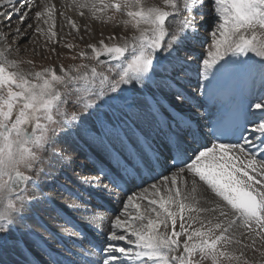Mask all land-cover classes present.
Returning <instances> with one entry per match:
<instances>
[{
  "label": "snow or ice",
  "instance_id": "1",
  "mask_svg": "<svg viewBox=\"0 0 264 264\" xmlns=\"http://www.w3.org/2000/svg\"><path fill=\"white\" fill-rule=\"evenodd\" d=\"M206 2L160 0V4L148 5L145 0H71L69 6L81 16L83 9L96 20L109 11L126 16L120 23L130 26L133 34L119 37L123 41L119 44L102 39L98 45H87L91 53L80 51L79 56L92 64L67 69L61 65L57 73L54 67L35 70L31 60L9 58L11 48L3 27L11 28L15 15L17 26L11 34L20 38L29 17L25 9L33 4L32 0H0V6L11 5L10 11H0V250L8 251L15 219L23 220L35 203L54 205L41 187L43 177L51 176L44 165L52 167L54 161L65 158L54 145L73 130L111 164L98 167L93 178H82L81 185L99 187L107 180L117 192L107 186L102 190L119 202V193H126L136 179L143 181L145 173L154 180L156 174L159 182L140 194L127 195L124 210L110 221L102 249L75 221L66 220L77 240L65 249L67 255H49L48 264H203L206 260L231 264L241 258L229 250V245L241 243L230 235L236 227L249 234L253 245L255 237L264 243V148L260 155L250 152L247 146L253 141L244 136V131H250L264 144V0H210L217 22L201 61L189 45L199 33L197 16L203 20L208 15ZM35 19L48 26L53 40L55 6L45 0ZM68 23L77 29L70 18ZM169 25H173L171 30ZM35 31L45 34L40 26ZM247 53L260 58L258 68L247 59H225ZM101 57L112 62L106 71L114 72V79L98 70L105 63ZM24 63L29 65L27 70L21 67ZM252 72L259 73L262 87L243 104L246 123L231 129L218 124L205 131L206 123L186 114V107H199L189 103L187 89L193 73L204 81L198 79L200 94L208 93L211 99L221 77ZM69 103L77 110L69 113ZM226 131L236 139L209 146V136L218 139ZM201 182L214 200L197 197ZM29 186L41 195L30 196ZM65 190L79 201L73 210L88 218L89 228L104 235L93 227L100 206L92 204L91 194L85 199ZM201 199L210 206H201ZM53 210L59 215L58 209ZM20 245L14 241L15 248ZM24 264L32 262L25 258Z\"/></svg>",
  "mask_w": 264,
  "mask_h": 264
},
{
  "label": "bare ground",
  "instance_id": "2",
  "mask_svg": "<svg viewBox=\"0 0 264 264\" xmlns=\"http://www.w3.org/2000/svg\"><path fill=\"white\" fill-rule=\"evenodd\" d=\"M152 1L154 4H156L160 0H152ZM47 2L55 6V13L61 10H64V8L66 7H70L72 11H74L76 20L80 21L81 23H84L85 21L84 19L86 16L85 11L82 10L84 15L82 16L79 15L78 12L75 10L74 6H69L71 4V0H47ZM13 3H15V0H13ZM32 4H33V7L31 9H27V8L25 9V11L29 12V17L25 23L26 26H23L21 28V32L23 33V35L20 38L16 37V39L21 40V39L27 38V36L29 35L28 32L30 30H28L27 22L34 15L35 11L38 9L39 2L38 0H32ZM205 7L208 11L209 6L205 4ZM10 9H11V5L0 6V11H6V10L10 11ZM65 16L67 17L68 15H65ZM125 17L124 15L121 14L116 24L118 26L119 25L122 26V23L120 22L127 19ZM211 17H212V14L208 11V15H206L203 20L206 21L207 19ZM15 18L16 16L13 15L12 22H11V28L7 26L3 27V32H5L6 35L9 33V36H12L11 29H15L17 26V19ZM3 19L7 21V17H4ZM62 21L64 23L63 19L57 18V22H59V24ZM201 21L202 20L199 19L198 17L197 23L200 24ZM55 25H56V20H55ZM95 28L97 27L95 26ZM123 33H124L123 31H118V35L120 37L123 35ZM125 34H129L128 30L125 31ZM0 47H2V44H0ZM15 47H17L16 44L14 48ZM189 47L192 48V55L194 57H198L200 55V52H201L200 49L198 50L192 47V44L189 45ZM253 56L254 58H252ZM235 57L236 56L229 55L225 59L234 60ZM246 59L249 62L250 60H254V67H257L259 65V60L255 56L254 53H247L245 55L239 56V60H246ZM195 67L196 65L194 64L193 68ZM252 74L253 72L240 74V75H234V76H230L227 78L221 77L216 82V87L212 90L211 99H210L208 93H205L204 95L200 94L198 90V79L201 80V82H204V81H202V78L197 77L193 73L192 79H191V87L187 89L191 97V100L189 103L191 105H199V107H193V108L186 107L185 109L186 114L188 116H191L198 123H201V124L206 123L208 125V128H206L205 131H208L209 127L213 123H215L216 121H218L219 119L223 117L224 111L229 107L230 103L235 102L237 105H240L243 108V104L246 102L247 98L252 93H255L257 95L260 93L261 87H262L261 80L260 78L254 77V81H253ZM211 78L212 77L210 73L209 79ZM247 128L250 129L251 124H247ZM249 132L250 131H246L244 136H250ZM153 135L155 134L153 133ZM256 136L257 138L255 139L251 138L253 143L248 145L247 148L250 152L260 155V149L264 148V144H261L259 141L258 135ZM61 141H63L64 143L62 150H63V155L65 157L64 158L65 169L69 170L70 167L72 169H76L75 164H77L76 166L78 167L77 169L79 170L80 169L82 170L84 167L88 168L87 164L85 166L83 164L86 161L82 162L81 159H83L84 157L88 158L89 155L92 156L93 158L92 161L94 163L91 169L92 168L97 169L100 166L110 167L104 164L100 159L101 157H98L93 150L89 149V147H86L87 145L86 146L82 145V140H80L75 135V131H73L72 134H70L67 137L63 136ZM207 142L210 146V144L215 141L213 140V138L209 136ZM225 142H228V141H225ZM157 143H159V140H157ZM58 162L59 161H54L53 164L54 163L56 164ZM53 168L52 170L54 172L55 169ZM172 171H176V169H172ZM62 174L66 175L73 183H76L77 187L79 188V192L71 191L72 193H77L78 195L82 196L85 199L89 197V193H90L91 197L96 200V202H94L95 200L94 201L91 200L93 205H98L101 207L103 206L106 209H110V210L111 209L116 210L120 208V204L119 202H117V198L115 196L110 197L112 199H116V202L114 204H111L109 200H107L109 195L105 191L102 190L105 187V183L101 184L99 187L93 186L92 188H87L85 185L80 184V180L82 179V177H79L77 174L75 175L72 173H68L67 171L66 173H62ZM164 174L168 175L169 173L165 172ZM153 176H155V180L153 178H149L147 173H145V178L143 181L140 179H136L134 184H130L128 186L126 193H119V197H118L119 201L122 200L123 198L125 200L128 194L136 193V191H138L137 187L145 186L147 183L152 184L153 182H157L159 180V176H156V174H153ZM60 177L62 178L63 176H60ZM60 177L55 178V180H53L50 183H48L49 181L45 182L47 184L46 188L50 187V185L52 186V183H54L55 181H58ZM187 179H189L190 181L191 177H187ZM106 181L107 180H104V182ZM65 188L67 189V187ZM108 188L110 189V187ZM81 191L83 192L82 194L80 193ZM114 192L116 193L117 190H115ZM43 194L46 195L44 191H43ZM40 195L41 194L39 192H35V197H39ZM196 195L198 198L206 197L208 200L215 199L213 194H211L210 191L206 190V186H204L202 182L198 185V192L196 193ZM51 199L54 201V205H49L47 203H44V204L35 203L33 204L32 209L29 212H26V214L30 215L31 217L32 215L34 216L37 215L38 212H41L44 215L43 219L36 220L38 221V224H37L38 228H35L32 225L30 227V225L26 222H19L16 226H14V231L10 234V238H9L10 240H14V241L18 240L21 242V247L23 248L22 254L24 257H27L32 262V264H48V256L51 254L59 253L61 255H67V253L65 252V249L72 248L73 240H77V236L75 232L73 231V229L68 224L65 223L66 220H73V217L79 218V220H76L75 223L79 225L87 233L88 239L93 241L95 244L99 245L101 249L103 248L106 242V235L110 231V223L106 225L105 223L101 222L102 219H100V216L98 220H96L97 222L93 223V227L99 229L100 232L104 234V235H100L96 231H93L91 228L88 227V224L86 223L87 220L83 216L82 213L73 210L72 206L77 205L79 203V201L76 200L75 196L72 195L71 197H66V198H58V199L51 198ZM201 206L209 207L210 205L205 204L203 202V199H201ZM53 209H58L59 215L57 214V211ZM233 234L235 235L236 239H239L241 241V243L240 244L233 243L229 245V250L234 251L235 254L237 256H240L241 258L238 262L237 261L231 262L232 264H244L243 259H251L257 262L264 259V254H262L264 253V243L261 242L259 237H255L256 243L255 245H253L252 239L249 238V234L246 233L243 228H240V227L234 228L233 232L230 233V235H233ZM117 243L120 244L121 246V243H124V242H117ZM245 245H247L248 247H245Z\"/></svg>",
  "mask_w": 264,
  "mask_h": 264
},
{
  "label": "rangeland",
  "instance_id": "3",
  "mask_svg": "<svg viewBox=\"0 0 264 264\" xmlns=\"http://www.w3.org/2000/svg\"><path fill=\"white\" fill-rule=\"evenodd\" d=\"M151 1L152 0H145V2L148 5L154 4L153 1L152 2ZM38 2H39V6H38V9L36 11H41L43 8V4H44L45 0H38ZM46 2H47V0H46ZM158 3L160 4V1ZM158 3H156V4H158ZM206 5L209 6L208 11L212 14V17L207 19L206 21L202 20L200 22V24H198L199 33H198V36L196 38V41H194L192 43V47H194L198 50L200 49L201 52L197 58H199L201 61H202L203 55L206 54L208 47L211 44L210 33L213 30L215 23L217 22V18L214 15V11L210 7V0H207ZM83 10L85 11V15H86L85 19H84L85 20L84 23H81L80 21L76 20V18H75L76 16L74 14V11H72V9L70 7H66V8H64V10H61V11L55 13V20H56L57 26H55V28L53 29L56 32V37L53 40H50L49 36L47 34V27L48 26L44 25L43 21L38 22L35 19V13H34V15L27 22V26L29 24L32 25L31 28H28V30H30V31L28 32L29 35L27 36V38L20 40V39H16V37L14 35L9 36V33L7 34L8 35L7 36L8 37L7 42L11 48V54H12L9 56V58L15 59L18 61L31 60L33 62V66H34L35 70H40L43 67H54L56 69L57 73H59V69H60L61 65H63V67L65 69H67L71 65L92 64L93 61H90L87 58L82 59L79 56L80 51H84V52H87L89 54L91 53V50L87 47V45H89V44H97L98 45L99 41L102 39L105 40V43H117V44H119V43H122L123 41L119 39L120 36L118 35V31L124 32L123 35H125V36L122 35L121 37H129L133 33V29L130 26L126 28L123 24H122L123 27L120 25L118 26L116 24V22L119 20L118 18H120L121 14L109 11L106 14V16H102L100 20H96V19H93L91 17V14L89 13V11L87 9H83ZM61 13H63V15H61ZM65 15H68V16L66 17ZM184 15H187V13H185ZM108 16H111L113 18L111 20H107ZM198 17L199 16H197V18ZM57 18L63 19L64 23L62 21L59 24V22H57ZM68 18H70L73 22L76 23L77 29L72 28L71 24L68 23ZM125 18H127V17H125ZM15 19H17V17ZM199 19H200V17H199ZM24 26H26V24H24ZM37 26H40V27L45 29L44 35H41L40 33H37L35 31ZM85 26H87V30H86ZM95 26L98 29L95 28ZM169 26H170L169 29L171 30L173 25H169ZM126 30H128L129 34H125ZM113 35H115L117 37V39L115 41L109 40L108 38L113 36ZM81 37H83V39H81ZM15 44L17 45V47L14 48ZM68 44L73 45V47L71 49H69L68 47H66V45H68ZM17 48L19 49V51H17ZM53 49H55V52L52 51ZM73 56H75L76 58L73 59L72 58ZM252 58H254V56ZM257 58L260 61V58L259 57H257ZM234 60L240 61L239 56H236ZM110 63H112V62H110ZM110 63H104V64L98 66V70L99 71H105V73L108 74L110 76V78L114 79L115 73L114 72L108 73L106 71L107 65H109ZM249 63H250V65L254 66V60H250ZM21 67L23 69L27 70L29 68V65L27 63H24L21 65ZM200 67H202V63L200 64ZM258 67H259V65L256 68H258ZM254 77L260 78L259 73L253 72V74H252V78H253L252 80L253 81H254ZM126 87H130V86H126ZM74 98L75 97L73 96L71 99H74ZM66 107H67V111L69 113H71L74 110H77L76 108H74L73 105H71V103H69ZM250 137L253 139L257 138L256 135H251V133H250ZM62 138H63V136H61L59 138L58 142L54 145V149L57 152H61V150L63 148L64 143H63V141H61ZM59 141H60V143H59ZM83 142L84 141H82V143ZM84 145L86 146L87 144H84ZM86 147H88V145ZM100 159L104 164L111 167V164L109 163V161L107 159H104L102 157ZM92 160H93V158L90 160L89 156H88V158L84 157L83 159H81L82 162L86 161L85 163H83L84 166L86 164L88 166V168L84 167L82 170L77 169L78 168L76 166L77 164H75L76 169H72L71 167L69 168V170L65 169V166H64L65 160L64 159L62 161H59L56 164L54 163L52 167H48L47 164H45L44 165L45 170L47 172L51 173V176L43 177V182L41 184V187H42L44 193L46 194V196H48L50 198H54V199L55 198L58 199V198L71 197L72 195L69 193V191L65 190L66 189L65 187H67V189H70L71 191L79 192V188L77 187L76 183H73L66 175H64L62 173H66V171H67L68 173H72L75 175L77 174L79 177H82V178H84V177H88V178L92 177L93 178V176L96 175V168H94V169L92 168L93 170L91 169V167L94 164ZM52 168L55 169L54 172H53ZM60 176H63V177L61 178ZM57 177H60V179L58 181H55L54 183H52V186L50 185V187L46 188L47 184L45 182L49 181L48 183H50L53 180H55L53 178H57ZM157 182H159V180ZM104 183H105V186L107 185V187H110V189L113 191V193H115L114 191L116 189L112 188V186L109 185L107 181L106 182L103 181V184ZM61 185L63 186V188L60 187ZM150 185H151L150 183H147L145 186L137 187L138 191H136V194H140L143 188H147ZM80 193L82 194L83 192L81 191ZM103 194H104V192H103ZM29 195L35 196V192H32L31 186H29ZM91 200L94 201L95 199H93L91 197ZM107 200H109V202L111 204H114L116 202V199H112V198H110V196L107 198ZM123 201H124V198L119 201L120 208L116 209V210L106 209L103 206L102 207L100 206L98 208V217L100 216V219L103 220V223H105L107 225L108 223H110V221L112 219H114L116 216L120 215V213L124 210L123 209ZM94 202H96V200ZM39 204H44V202H39ZM24 215H25V218L23 220L15 219L14 226H16L19 222H26L30 225V227L32 225L33 227L38 228V225H37L38 221H36V220L44 218V215L41 212H38L37 215H35V216L32 215V217L30 215H27L26 213ZM103 216H105V217H103ZM85 218H86V220L88 219L87 217H85ZM73 220L76 221V220H79V218L73 217ZM95 222H97V221H95ZM177 226H178V224H177ZM13 245H14V240L9 239L8 244H7L8 251L4 252L3 250H0V263L1 264H3L4 261H9V264H24L25 258H27V257H24L22 254L23 248L21 247V245L19 248H15ZM121 246H126V245H124V243H121ZM245 260L248 261V264H264V259L260 260L259 262L253 261L251 259H243V261H245ZM203 264H211V262L206 260L203 262ZM224 264H228V262L225 261Z\"/></svg>",
  "mask_w": 264,
  "mask_h": 264
},
{
  "label": "water",
  "instance_id": "4",
  "mask_svg": "<svg viewBox=\"0 0 264 264\" xmlns=\"http://www.w3.org/2000/svg\"><path fill=\"white\" fill-rule=\"evenodd\" d=\"M101 60L105 61V62H108L109 59L107 57H101Z\"/></svg>",
  "mask_w": 264,
  "mask_h": 264
}]
</instances>
